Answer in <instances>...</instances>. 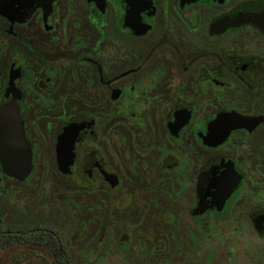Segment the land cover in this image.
I'll list each match as a JSON object with an SVG mask.
<instances>
[{"label":"flooded vegetation","instance_id":"af4514ba","mask_svg":"<svg viewBox=\"0 0 264 264\" xmlns=\"http://www.w3.org/2000/svg\"><path fill=\"white\" fill-rule=\"evenodd\" d=\"M0 127V264L207 263L219 232L263 238L264 0H17Z\"/></svg>","mask_w":264,"mask_h":264},{"label":"rangeland","instance_id":"374dc122","mask_svg":"<svg viewBox=\"0 0 264 264\" xmlns=\"http://www.w3.org/2000/svg\"><path fill=\"white\" fill-rule=\"evenodd\" d=\"M60 220L68 221L71 217L68 213L59 215ZM58 218V216H56ZM187 241L182 242L183 239L176 238L174 247L178 253L183 254L189 251V242H194V237L190 232H187ZM143 237L152 243V235L150 233H143ZM213 235L212 231H209V236ZM172 237H177L173 235ZM212 237V236H211ZM167 238V237H166ZM157 243H161L163 239L161 237L156 238ZM192 248V247H191ZM153 250H149L151 255ZM210 259L207 263H181L176 262L173 264H264V237L259 238L252 232L235 233L232 231H222L212 238L209 246ZM211 253H215L214 257H211Z\"/></svg>","mask_w":264,"mask_h":264},{"label":"water","instance_id":"95a60500","mask_svg":"<svg viewBox=\"0 0 264 264\" xmlns=\"http://www.w3.org/2000/svg\"><path fill=\"white\" fill-rule=\"evenodd\" d=\"M5 3L0 0V12H6L8 11L13 2L17 0H4ZM0 134H3L2 127H0ZM16 146L12 149L10 152L12 155V160L9 164H6L5 170L6 172L15 176L17 179H22L24 176H26L29 172V162H30V154L29 151L26 152L25 147L23 145V136H22V130H20L19 134H16ZM27 153L26 158H21V155Z\"/></svg>","mask_w":264,"mask_h":264}]
</instances>
